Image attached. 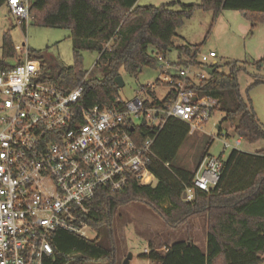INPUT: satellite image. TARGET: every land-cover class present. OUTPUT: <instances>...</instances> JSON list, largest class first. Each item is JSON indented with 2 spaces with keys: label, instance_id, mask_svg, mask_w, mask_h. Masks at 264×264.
<instances>
[{
  "label": "trees",
  "instance_id": "obj_1",
  "mask_svg": "<svg viewBox=\"0 0 264 264\" xmlns=\"http://www.w3.org/2000/svg\"><path fill=\"white\" fill-rule=\"evenodd\" d=\"M30 1L32 24L70 31L76 47L75 64L51 74L44 73V81L63 91H71L86 79L83 105L101 109L110 107L119 98L121 89L115 84L117 77L123 74L136 77L145 68L157 67V54L169 57L175 50L180 65H198L200 46H176V41L181 39L179 27L196 10L213 12L214 22L224 10L238 11L252 21V28L264 20V0H199L198 5L172 0L159 7H142L139 0ZM80 50L98 53V65L104 73L101 80L87 79ZM3 52L0 70L13 69L16 65L6 60L14 59L17 53L8 34L4 36ZM30 56L37 59L33 53ZM262 66L263 61L259 63V67ZM226 67L229 74L215 68L206 81L191 83L188 89L200 97L217 100L211 116L224 113L223 122L231 124L235 136L247 144H256L264 140V129L252 101L244 100L240 94L238 72L242 68L236 63ZM259 84L264 82L256 81L255 85ZM150 95L154 105L166 106L176 100L178 92L172 90L164 99H158L154 93ZM189 130L186 123L172 119L156 136L153 146L156 159L150 166L155 176L154 185L140 186L130 179L120 192L99 189L94 199L86 204L84 221L91 231L104 233L105 246L101 245L99 237L82 239L58 231L50 238L54 255L46 264H117L115 219L120 207L134 203L149 208L174 231L197 218L206 220V254L189 239L167 246L164 252L150 244L149 252L140 257L142 260L151 264H262L264 149L257 153L232 150L223 160L218 185L208 193L197 190L195 200L186 202V191L193 186L195 173L214 144V139L202 137L195 169L183 167L177 161L188 139L193 138ZM145 131L146 137L154 136V132ZM218 131L222 132V124Z\"/></svg>",
  "mask_w": 264,
  "mask_h": 264
},
{
  "label": "built area",
  "instance_id": "obj_2",
  "mask_svg": "<svg viewBox=\"0 0 264 264\" xmlns=\"http://www.w3.org/2000/svg\"><path fill=\"white\" fill-rule=\"evenodd\" d=\"M5 2L17 25L28 27L31 1ZM16 50L23 52L16 66L0 70V264H46L58 231L89 239L83 215L99 189L120 192L130 179L155 184L153 146L170 120L189 125L190 137L203 133L218 101L188 87L210 77L206 69L217 54L200 52L198 65L189 66L157 54L162 75L155 83L142 86L128 103L118 98L101 109L83 105L86 79L63 91L44 81L42 63L31 58L26 43ZM161 85L178 92L166 106L147 100ZM143 128L154 136L146 137ZM242 144L241 138L225 142L224 151ZM223 167L222 158L208 156L185 201H194L197 190L215 188Z\"/></svg>",
  "mask_w": 264,
  "mask_h": 264
},
{
  "label": "rangeland",
  "instance_id": "obj_3",
  "mask_svg": "<svg viewBox=\"0 0 264 264\" xmlns=\"http://www.w3.org/2000/svg\"><path fill=\"white\" fill-rule=\"evenodd\" d=\"M172 0H140L139 5L155 6L170 3ZM184 5H198L199 0H180ZM213 12L196 10L192 17L185 20L178 29L181 39L176 41V46L183 44L200 46L203 54L215 52L217 58L210 62L216 63L215 68L229 74L226 67L229 63H236L242 68L238 72L240 94L244 100H251L257 118L264 129V84L255 85L256 81L264 82V20L252 28V21L245 14L238 11H222L215 22ZM8 34L15 49L23 47L26 43L30 54H35L43 65V72L51 74L75 64V43L70 31L65 29L44 28L29 24L20 27L9 12L6 2L0 0V62L4 60V36ZM14 59H7V63L16 65L23 57V52L16 50ZM82 56V69L87 73L89 80H101L103 70L98 65L97 52L80 50ZM177 61V52L174 50L168 57ZM263 61V66L259 63ZM179 64V63H178ZM201 69H194L195 73ZM162 75L160 65L145 68L138 76L123 74L125 86L121 89L119 99L124 103L133 100L136 92L148 84L155 83ZM255 85V86H253ZM170 91L169 86L161 85L154 94L158 99H164ZM147 100L153 102L150 95ZM224 113L211 116L209 122L203 126V133L189 138L178 157V164L194 170L196 156L202 137L214 139V144L209 151L210 157L226 160L232 149L224 151V143L234 144L239 137L234 135L231 124L223 122ZM222 124V132L217 126ZM203 139V138H202ZM264 149V140L256 144L243 142L240 151L257 153ZM115 233L118 249L117 264H123L129 254L133 255L131 264H147L140 257L149 252V245L153 244L161 251H166L168 244L192 239L194 244L204 253H207L206 220L197 218L190 225L179 230H172L166 222L142 204L134 203L120 207L115 219ZM91 240L99 237L101 245L105 246L104 233L88 232ZM95 264V263H88ZM102 264V263H100ZM151 264V263H150ZM264 264V262L262 263Z\"/></svg>",
  "mask_w": 264,
  "mask_h": 264
},
{
  "label": "water",
  "instance_id": "obj_4",
  "mask_svg": "<svg viewBox=\"0 0 264 264\" xmlns=\"http://www.w3.org/2000/svg\"><path fill=\"white\" fill-rule=\"evenodd\" d=\"M216 65V63H215ZM215 68H212V69H206V72L212 76L215 72ZM115 84L120 88H124L125 86V82H124V78L122 76H119L115 79ZM217 129H219V126H217ZM132 259H133V255L132 254H129L128 257L124 260L123 264H131L132 262Z\"/></svg>",
  "mask_w": 264,
  "mask_h": 264
},
{
  "label": "crops",
  "instance_id": "obj_5",
  "mask_svg": "<svg viewBox=\"0 0 264 264\" xmlns=\"http://www.w3.org/2000/svg\"><path fill=\"white\" fill-rule=\"evenodd\" d=\"M140 1V0H139ZM139 4V3H138ZM173 244V243H172ZM172 244H168V246H171ZM166 249H167V247H166ZM146 253H148V252H146ZM146 263L147 264H150V262H148V261H146Z\"/></svg>",
  "mask_w": 264,
  "mask_h": 264
}]
</instances>
